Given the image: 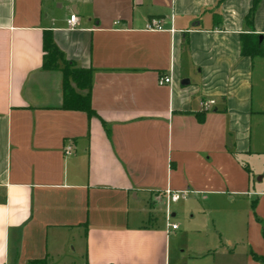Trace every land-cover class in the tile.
Masks as SVG:
<instances>
[{
	"label": "crops",
	"instance_id": "1",
	"mask_svg": "<svg viewBox=\"0 0 264 264\" xmlns=\"http://www.w3.org/2000/svg\"><path fill=\"white\" fill-rule=\"evenodd\" d=\"M251 3L0 0V264H181L218 249L233 264L238 239L174 256L181 232L165 210L164 225L156 217L168 189L228 222L246 213V246L264 257V187L245 161L263 110L257 57L240 54ZM152 18L162 31L145 30ZM252 25L264 40V0ZM45 31L67 62L91 70L94 115L61 108L62 73L42 68Z\"/></svg>",
	"mask_w": 264,
	"mask_h": 264
},
{
	"label": "rangeland",
	"instance_id": "2",
	"mask_svg": "<svg viewBox=\"0 0 264 264\" xmlns=\"http://www.w3.org/2000/svg\"><path fill=\"white\" fill-rule=\"evenodd\" d=\"M256 62H258V71H256L253 80V93L256 103H260L263 110L257 115L258 117H256L252 127V136L256 153L245 161L254 176V183L260 187H264V57H257ZM226 201L227 200L222 201L221 206L225 204ZM241 203L242 201L236 205V209L239 210L241 208ZM250 204L252 203L249 201V206ZM176 208L181 209L176 212L174 218H170L169 223L174 224L178 228L176 232H181L180 236L174 239L172 245L174 256H176L177 259L186 258L189 253L195 251L197 244L200 242H205L215 247L218 246L217 249L219 247L226 249L229 241L233 243V241L237 239L239 243L237 244L235 242L231 246L234 253L233 264H246L245 258L247 255L250 256V259H253V254L249 253V248L246 246L245 241L247 223L253 226V222L247 221L246 213L241 215L239 220H235V223L231 221L228 222L227 218H221L228 212L221 209L212 212L208 211L206 208H204V210L203 206L200 205V201L198 202L196 199L192 200V197L178 201L176 203ZM171 209H174V207H171ZM202 209L204 212H202ZM164 210H166L165 206L156 214L157 220L163 225L165 224L163 217ZM234 212L238 211L235 210ZM230 225H233L234 229H232ZM263 226L264 225H260L258 229L259 237L262 239ZM250 240L255 244L257 237L251 235ZM226 254V252L224 253V251H219L218 249L217 255L213 257V259H201L192 262L186 261L181 264H231ZM250 264H252V262Z\"/></svg>",
	"mask_w": 264,
	"mask_h": 264
},
{
	"label": "trees",
	"instance_id": "3",
	"mask_svg": "<svg viewBox=\"0 0 264 264\" xmlns=\"http://www.w3.org/2000/svg\"><path fill=\"white\" fill-rule=\"evenodd\" d=\"M222 1L224 0H219V2ZM259 1L252 0L251 6L244 17L247 32L239 35L241 56L264 57L263 37L254 32L252 25ZM216 18L219 22L218 17ZM42 68L44 70H59L62 73V109L83 111L88 117L94 115L89 97L91 70L77 68L72 63L67 62L61 51L54 44L49 31L43 32L42 36ZM253 206L254 202L252 203ZM262 236L264 240V226L262 228ZM252 258L264 264V257H257L253 254ZM25 264H47V262L45 259H36L30 260Z\"/></svg>",
	"mask_w": 264,
	"mask_h": 264
},
{
	"label": "built area",
	"instance_id": "4",
	"mask_svg": "<svg viewBox=\"0 0 264 264\" xmlns=\"http://www.w3.org/2000/svg\"><path fill=\"white\" fill-rule=\"evenodd\" d=\"M77 22V18L74 14H70L67 18L66 24L67 27L69 29L74 28V26L76 25ZM145 30L146 31H162V26H161V22L158 19L152 18L150 20L147 21L146 25H145ZM170 82V78L169 77H162L159 79L158 83L160 85L163 84H167ZM213 104V101H205L202 103V106L206 109L209 105ZM65 154H69L71 152V146H67L65 147L64 150ZM165 198H166V210H165V218L166 221L168 222L170 219V211L168 209V205L171 203H175L183 198L186 197L187 192L186 191H172V190H165L163 192ZM171 230H175L177 227L173 224L169 225Z\"/></svg>",
	"mask_w": 264,
	"mask_h": 264
}]
</instances>
